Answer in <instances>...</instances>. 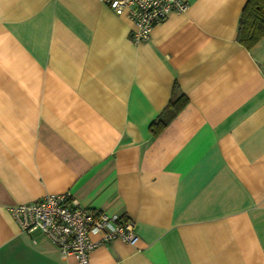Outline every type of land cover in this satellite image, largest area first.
<instances>
[{"label": "crops", "instance_id": "crops-1", "mask_svg": "<svg viewBox=\"0 0 264 264\" xmlns=\"http://www.w3.org/2000/svg\"><path fill=\"white\" fill-rule=\"evenodd\" d=\"M185 1L135 42L102 0H0V264H75L12 214L65 192L134 221L90 264H264V38L246 0Z\"/></svg>", "mask_w": 264, "mask_h": 264}, {"label": "built area", "instance_id": "built-area-1", "mask_svg": "<svg viewBox=\"0 0 264 264\" xmlns=\"http://www.w3.org/2000/svg\"><path fill=\"white\" fill-rule=\"evenodd\" d=\"M117 16L132 22L129 30L135 42L147 40L153 27L171 12H183L185 0H102ZM12 214L24 232L38 231L55 244L63 254L74 257L75 264H90L89 253L99 243L120 238L130 244L138 240L134 221L116 214L80 206L69 192L46 194L21 203ZM99 235L97 240L91 234Z\"/></svg>", "mask_w": 264, "mask_h": 264}, {"label": "trees", "instance_id": "trees-1", "mask_svg": "<svg viewBox=\"0 0 264 264\" xmlns=\"http://www.w3.org/2000/svg\"><path fill=\"white\" fill-rule=\"evenodd\" d=\"M261 38H264V0H246L238 19L237 41L250 48ZM187 101L175 86L165 112L152 124L153 134H158Z\"/></svg>", "mask_w": 264, "mask_h": 264}]
</instances>
